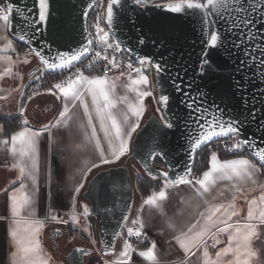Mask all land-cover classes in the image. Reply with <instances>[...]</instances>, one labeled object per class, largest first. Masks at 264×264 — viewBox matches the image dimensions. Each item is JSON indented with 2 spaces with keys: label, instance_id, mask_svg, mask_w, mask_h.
<instances>
[{
  "label": "snow or ice",
  "instance_id": "obj_1",
  "mask_svg": "<svg viewBox=\"0 0 264 264\" xmlns=\"http://www.w3.org/2000/svg\"><path fill=\"white\" fill-rule=\"evenodd\" d=\"M95 3L96 0H93ZM131 4L145 11L159 9L165 13L187 14L198 18L201 25V40L203 49L199 57L198 75L203 78L205 73H211L216 69L209 59L210 49H224L231 53V49L242 51L245 59H239L235 72L239 77L232 76L229 86V92L233 98H238V108L235 115L225 118V108L220 105H214L216 111L212 112L204 107V99L207 93L201 89H196V95L193 96L186 89L192 88V83H185V76L188 68L183 67L179 62L173 60L178 68L182 67L185 76L181 71H175L174 75H169L171 68L169 61L160 52L161 62L154 61L152 53H146L143 56H136L135 63L130 57L127 63L118 61L116 54L121 52H132V49L122 48L121 43L115 39L109 31L114 24L117 8H124V0H102L99 4L103 8V17L97 15L94 24L91 27L95 32L87 31L86 44L70 52H57L54 57L45 58L41 51L29 49L24 54L23 63H29L28 55L34 54L39 58L40 63L46 69H71L74 62L80 61L82 57L87 56L94 51L93 45H98L100 50H96L91 58L92 61H106L112 69H123L120 76L110 80L103 74L85 75L79 67H76L75 73L67 79L52 85L46 91L55 96L57 100L62 99L63 108L54 122L41 125L37 129L28 127V119L22 120L19 130L11 133L10 137L0 139V144L8 146L7 150L13 158L10 169L17 170L16 179L11 181V187L4 189L6 194V210L10 213L11 226L7 230V237L15 249L11 253L13 257L12 264H51L52 257L44 251L40 240L41 230L46 227V221L56 224H68L69 220L73 225L80 224V217L87 218L90 213L88 207H83V212L77 214L73 211L68 219H63L56 214L45 216L44 220L36 217V198L41 192V177L44 182L51 185L53 171L48 165L47 152L44 153V168L41 167V139L44 138L46 145L55 143L53 139V129L69 127L72 121L70 115L72 108L79 102L83 108L85 122L79 124L83 130L86 140L94 142V147L99 153V163H91L82 169L84 175L81 182L75 186L74 193L78 195L84 188V181L88 179V173L93 169H99L101 165L112 164L121 159L130 151L132 136L140 128V121L145 114V98L152 97V80L146 72L154 69L157 77L162 74L168 75L171 81V87L175 92L180 93L186 99L181 103L189 110V120L195 125L192 133L188 135L187 155L190 163L184 171L177 172L170 176V170H161L154 173L145 165V170L152 179H157V175L163 177V184L158 190H152L143 204L162 209L164 201L168 199L169 188L179 185H189L197 196L203 197L209 193L211 187H214L219 181L233 182V196L227 203L213 204L204 200L207 207L198 213V218L191 223L186 230H181L173 237L176 244L183 251L184 259L180 264H264L259 260L258 251L253 248V240L259 239L261 229L264 228V183L257 182V176L264 174V146L257 144L255 140H250L244 136V132L249 124L257 123L259 130L264 133V119L257 117L254 106H250V98L246 93L249 86L254 84V80L245 73V69L251 71L254 67L258 69L253 75L260 77V82L264 83V0H131ZM106 5V6H105ZM92 7V5H89ZM87 15V13H85ZM19 17L21 23L19 32H14L16 27V18ZM51 17V0H32L31 5L24 8L14 6L12 0H0V29L8 31L14 35L18 41L30 42L32 38L45 28ZM105 21L106 26H101V20ZM133 26L136 21H131ZM136 42L140 46H147L149 40L140 30ZM31 33V36H29ZM4 40L0 46V62L6 66L0 71V79L8 76L18 75L13 72V66L16 61L9 52H15L13 39L8 36H0ZM152 44H159L161 48L164 41L153 39ZM111 50V55H109ZM256 53L258 55H254ZM249 60L252 62L249 65ZM41 69H37L40 71ZM121 76H126L128 84L125 85L128 92L135 94V99L130 100L128 95H116L115 80ZM39 79V77H37ZM159 80L156 81L159 84ZM55 90V91H54ZM18 91V89H13ZM261 95L264 96V89H261ZM59 93V94H57ZM22 94V93H21ZM40 92H33L27 97L29 101L34 96L40 95ZM86 94L91 97V109L86 101ZM0 99L7 97L0 96ZM256 100L255 96L251 101ZM170 96L161 94L157 99L156 112L161 113L159 124L161 129H172L175 127L173 118L165 113L169 108ZM124 105L123 109L116 112L118 105ZM26 107L19 109L20 115L24 116ZM94 113V115H93ZM133 118H135L133 120ZM98 124V128H97ZM90 130V132H89ZM3 127L0 126V132ZM106 142L107 150L102 145L101 136ZM47 134V135H45ZM214 138H227L232 141V150H246L249 155H239L231 159H220L216 151H212L208 158L207 170L202 171L200 175H193V166L197 150L201 146H207ZM163 156V152L157 153L154 149L150 151L149 158ZM251 157V158H249ZM55 164V161L52 162ZM63 174L62 168L56 167L55 175L59 178ZM251 184L248 192H255L259 189V195L249 198L244 195L247 203L246 215L241 218V209L237 206V199L244 194L242 185ZM73 209L76 208L75 197H73ZM199 207V206H198ZM130 211V209H129ZM5 217L0 216V219ZM237 218V219H234ZM124 228H126V237L124 232H117L116 238L123 239L122 249L115 255L114 259L104 260L103 264H135L133 254L143 258L148 264H159L155 241L150 243L144 250L135 247L131 242V237H146L145 223L137 216L131 219L128 226L129 217L124 216ZM243 220V222H241ZM169 227L174 225L170 224ZM88 232V228L83 229ZM59 233V229H57ZM89 235L91 233L89 232ZM222 237L226 240H222ZM75 237H73L74 239ZM92 244L97 241L93 239ZM103 244V241H101ZM223 244L217 249L218 245ZM213 250L214 255H213ZM84 256H90L92 253L84 248L76 249ZM104 255L115 254L114 243H109L102 249ZM199 254V255H198Z\"/></svg>",
  "mask_w": 264,
  "mask_h": 264
},
{
  "label": "water",
  "instance_id": "obj_2",
  "mask_svg": "<svg viewBox=\"0 0 264 264\" xmlns=\"http://www.w3.org/2000/svg\"><path fill=\"white\" fill-rule=\"evenodd\" d=\"M12 2L14 6L21 8L32 4V0H12ZM97 2L98 0L95 3L93 0H51L49 24L40 29L30 42L18 41L12 33L9 32V34L16 42L26 45L29 49L34 48L41 51L45 58L54 57L57 52H70L86 44L89 16ZM124 3V8L115 10L116 16L110 30L124 48L132 49V52H128V54L135 60L136 56H143L150 52L154 61L161 62L159 53L163 52L171 68L169 75H174L175 71L180 70L181 75L185 76L182 67L178 68L177 64L173 63V60H175L181 66L188 68L185 83H192V88L186 90L190 91L193 96L197 94V88H201L207 93V97L202 98L204 99V107L215 112L214 105H220L225 108V118L235 115L238 108V98L231 96L229 86L232 76L239 77V74L235 72V68L239 59H245L243 52L236 49H231V53L224 49L208 50L209 59L216 70L210 74L205 73L201 78L198 75V65L203 45L200 43L201 25L198 18L184 13H165L159 9L145 11L141 15L143 10L132 5L131 0H124ZM89 5H92V7H89ZM133 20L136 21L135 26L131 23ZM21 23L19 17H17L14 32H19ZM137 29L149 40L147 46L137 44ZM29 36H31V33H29ZM153 39L157 41L162 39L165 42L163 48L158 43L152 44L150 41ZM37 59L39 64L31 73L38 72L37 69L44 70L47 73L62 70L46 69L40 63L38 57ZM77 62H74V64ZM251 63L249 60V65ZM244 71L254 80V84L249 86L246 93L250 98V106H254L258 118L264 119V96L261 95L260 91L264 89V83L260 82L259 76L253 75L258 69L253 67L251 71L246 69ZM154 75L157 99L161 94L170 96L169 108L165 114L173 118L175 127L161 129L160 117L157 114H151L135 133L131 153L126 158L125 163L96 172L90 178L83 193L84 198L89 201L90 214L96 222L99 251L103 255L102 249L105 245L114 243L116 246L119 238L115 240L113 238L117 232H122L124 229L125 221L123 217L128 216L130 218L131 215L135 199V185L128 163L135 160L146 176L148 174L145 165L157 174L161 170H169L171 166L170 176H174L177 172L182 173L190 163L187 155L188 135L193 132L195 125L189 120V110L181 103V100L186 98L175 92L170 86L171 81L168 79V75L162 74L161 77H157L155 71ZM157 80L160 81L159 84L156 83ZM252 96L256 97L254 102L251 101ZM244 136L250 140H255L258 145L264 146V133L259 130L257 123L249 124ZM218 139L221 138H214L213 141ZM153 149L157 153H164L163 156H156L161 159L164 167L154 165L156 157L154 159L149 158V153ZM200 149L197 150V154ZM196 157L192 162L193 171ZM157 179H163V177L157 175ZM101 241H103V244ZM78 248L90 251L92 253L90 256L96 252V249L91 247L75 246L67 255L69 264H86L85 258L88 256L77 252L76 249Z\"/></svg>",
  "mask_w": 264,
  "mask_h": 264
},
{
  "label": "crops",
  "instance_id": "obj_3",
  "mask_svg": "<svg viewBox=\"0 0 264 264\" xmlns=\"http://www.w3.org/2000/svg\"><path fill=\"white\" fill-rule=\"evenodd\" d=\"M0 36H8V38L13 39L8 31L2 29H0ZM3 43H5V41L0 40V46H2ZM13 43L16 51L9 52V55H12L13 60L16 61L13 66V72L18 73V75L0 79V96L7 97V99H0V117L9 118L18 116L19 120L18 126L8 134H6L4 125L0 123V126L3 127V131L0 132V139L10 137L11 133L23 127L21 122L25 118L29 121L27 126L32 129H37L45 123L54 122L59 111L63 108L62 99L57 100L55 96L46 91L51 88L50 85L46 88H41L39 79L33 77L39 72L31 73L39 64L37 57L34 54L28 55L27 59L29 63L24 64L22 61L25 58L24 54L28 52V50L21 49L14 39ZM5 66V64L0 62V71H2ZM41 71H43V73L45 72L44 70H40V73ZM146 74L148 73L146 72ZM115 77L117 76L108 78L113 80ZM115 83L117 96L128 95L130 100L135 99V94L128 92L125 87V85L128 84L126 76H121L119 80H115ZM13 89H18V91H13ZM33 92H40L41 94L34 96L33 99L29 101L27 97ZM149 100L150 97L145 98L144 103L146 111L140 121V126L150 117L148 111ZM86 101L91 109V97L87 94ZM22 106L26 107L24 116H21L19 112ZM124 107L125 106L122 104L118 105V108L113 111L116 112ZM70 115H72V121L69 127L53 129V139L56 141L55 143L46 145L44 138L41 139L42 170L44 168V153L46 151L48 165L54 173L51 177V185L44 182L43 175L41 177V192L36 198L35 203L36 217L41 220H44L46 215L56 214L60 210L67 212L68 218L73 211L77 214L82 213L83 207L85 206L83 193L86 190L90 178L101 169L124 164L128 157L126 154L121 157L120 160L112 164L101 165L99 169H93L92 173L87 174L88 179L84 181V188L76 195L74 193V188L81 182L82 176L84 175L82 169H84L86 165L90 166L93 162L99 163V153L94 147V142L86 140L83 135V130L79 127L80 123L86 121L83 115V108L80 106L79 102L72 108ZM134 119L135 118H133V120ZM98 127L97 124V128ZM98 134L101 136L102 145L107 150L106 142L103 140V133L99 132ZM134 135L135 133L132 136L130 150L132 149ZM7 147L8 146L0 144V216L5 217L4 219H0V264H12L13 257L11 253L15 251L11 245L10 239L7 237V230L11 226V217L10 213L6 210V194L4 189L8 188L11 190L13 186L18 187V182L16 185L11 184V181L16 179L18 171L10 169L13 158L7 150ZM218 156L222 160L235 157H226L219 153ZM53 161H55V164L52 163ZM57 166L63 170V174L59 178L55 175ZM257 182L264 183V174H259L257 176ZM232 183L231 181H219L214 187H211L210 192L205 193L202 198L197 196L195 190L189 185H179L178 187L169 188L168 199L162 202V209L144 205L143 199H140L135 210L130 215V219H135L137 216H140L145 223L144 231L150 235V241L135 247L144 250L150 246L152 241H155L157 244L156 253L159 264H180L184 259V254L173 237L181 230H186V228L198 218V213L207 207V205L204 204V200L213 204L227 203L230 201L233 196ZM241 187L244 189V194L239 196L236 203L238 208L241 209L242 218L246 215L247 210V203L244 199V195H247L249 198L258 196L259 189L255 192H248L247 189L252 187L250 183L242 185ZM73 197H75L76 202L75 209L71 207ZM241 222H243V220ZM170 224L174 225V228L169 227ZM77 225L81 228L80 224ZM68 227L73 226H57L46 221V227L41 230L39 238L45 253L52 257L51 264H69L67 260L68 254L63 256V261L59 258L56 251L59 245L58 238L65 234V229ZM57 229L61 231L60 234L57 233ZM260 231L261 235L259 239H254L252 246L258 251L259 260L264 261V228ZM222 240H226V238L222 237ZM120 243V239H118L115 246V254L109 256L110 260L114 259L115 255L122 249L123 245ZM222 246L223 244L218 245L216 250H219ZM210 251L213 250L210 249ZM94 258L99 259V255H95ZM133 260L135 264H148L147 261L138 257L135 253L133 254ZM189 264H193V260H189Z\"/></svg>",
  "mask_w": 264,
  "mask_h": 264
},
{
  "label": "built area",
  "instance_id": "obj_4",
  "mask_svg": "<svg viewBox=\"0 0 264 264\" xmlns=\"http://www.w3.org/2000/svg\"><path fill=\"white\" fill-rule=\"evenodd\" d=\"M102 2V0H98V2L95 4L94 8L92 9L90 16H89V20H88V30L95 32V29L92 26V24H94L95 22V18L97 17V15H100L101 17H103V8H101L99 6V4ZM106 6V5H105ZM101 26L105 27V21L102 19L101 20ZM112 34L113 32L111 30H109ZM114 35V34H113ZM115 39L118 40L116 38V36L114 35ZM122 46V44H121ZM122 48H124L122 46ZM93 49L94 51L90 52L87 56H85L82 60L78 61L77 63L74 64V67H72L71 69H62L60 71H57V76L55 78H50L49 79V85L50 87H52L53 84L58 83L62 80L67 79L71 74L75 73L76 71V67H79L81 69V71H83L85 73V75H94V74H103L107 77H111V76H120V72L123 69H112L110 65H108L107 67H105L106 65V61H92V63H90L92 56L94 55V52L96 50H100L98 45H93ZM109 55H111V50H109ZM117 60L118 61H122L124 63H127V61L129 60V58L131 57L127 51L125 52H121V53H117L116 54ZM132 58V57H131ZM133 62L135 63V60L132 58ZM231 144L232 141L228 140L227 138H221L212 142H209L208 145L205 147L203 146L200 151L198 152V154H205V153H211L212 151H227L233 155H245L248 156V152L246 150H232L231 149ZM197 154V155H198ZM194 176H197L196 173L193 172ZM56 215L62 217L63 219H68V214L65 211L60 210L58 213H56ZM50 223L57 225V226H73L74 228H80L78 225H73L70 221L68 224H56L55 222H51ZM131 226V225H130ZM146 233V237L142 236L140 238H136V237H131L130 242L134 245V246H139V245H143L146 244L150 241V235ZM96 251L97 254L99 255V261L98 264H103L104 260H110L109 256H105L103 255L100 251H99V242L97 244H95V246H93Z\"/></svg>",
  "mask_w": 264,
  "mask_h": 264
},
{
  "label": "rangeland",
  "instance_id": "obj_5",
  "mask_svg": "<svg viewBox=\"0 0 264 264\" xmlns=\"http://www.w3.org/2000/svg\"><path fill=\"white\" fill-rule=\"evenodd\" d=\"M43 76H44L43 75V71H41V73L39 71L33 77H36V79H37V77H39V82H41L43 80ZM150 79L152 80L151 90L153 91V95L157 98V90L155 88L154 76L153 77L151 76ZM149 101L150 102L148 104V111H149L150 115L154 113V114H157L160 117L161 113L156 112V108L159 106L157 104V99H153L152 97H150ZM130 153H131V150L127 153L126 156H128ZM128 167H129V169L131 171L132 178H133V181H134V184H135L137 175L143 174V171H142L140 165L135 160L130 161L128 163ZM140 199H142V196H141V194L138 192V190L135 187V199H134V203H133L131 214L135 210V208H136V206L138 204V201ZM84 201H85L84 202L85 205L87 207H89L88 206L89 205V201L86 200V199H84ZM89 213H90V211H89ZM80 220H81V222H80L81 228L68 227L67 229H65V234L62 237L58 238L59 245H58V248H57L56 251H57L58 256H59V258L61 260H63L64 259L63 256L68 254L75 246L82 245V246H87V247H91V248L95 249L93 247V246H95V244H92L91 241L93 239H95L97 241V243H98L97 226H96V222H95L94 218L91 217L90 215L87 218H84L83 216H81ZM130 225L131 224L128 223V226H130ZM84 228H88L89 231L85 232L83 230ZM89 232L91 233V235H89ZM122 232L125 233V237H126V228H124ZM73 237H75V238L73 239ZM125 237H120L119 238L120 242H121L120 244L123 245V239ZM139 246H141V245H139ZM95 255H98L97 251L92 256L86 257L85 258L86 264H91L92 258H94Z\"/></svg>",
  "mask_w": 264,
  "mask_h": 264
},
{
  "label": "trees",
  "instance_id": "obj_6",
  "mask_svg": "<svg viewBox=\"0 0 264 264\" xmlns=\"http://www.w3.org/2000/svg\"><path fill=\"white\" fill-rule=\"evenodd\" d=\"M20 46L21 49L24 50H28L29 48L22 44L17 42ZM151 71V72H150ZM148 70L147 73L148 75L153 77L155 79V75H154V71L153 69ZM57 72H44L43 73V80L41 81V88H46L49 85V79L51 78H55L57 76ZM156 88V87H155ZM18 116H13V117H0V123H2L6 129V134L10 133L12 130H14L17 126H18ZM217 153L222 154L223 156L229 157V156H237V155H233L227 151H217ZM211 153H205V154H198L196 157V162H195V166H194V173H196L197 175H200L202 173V171L207 169L208 166V158L210 157ZM251 158V157H250ZM154 165L156 167H164L163 162L161 161L160 158L156 157L154 160ZM163 184V179H151L148 176H146L144 173L143 174H139L137 175L136 178V182H135V187L138 190V192L141 194L142 199L146 198L147 195L150 194V192L152 190H158V188ZM91 217H93L90 214ZM94 218V217H93ZM95 220V219H94ZM131 219L129 218V222L130 223ZM98 259L96 258H92L91 264H96L98 263Z\"/></svg>",
  "mask_w": 264,
  "mask_h": 264
}]
</instances>
